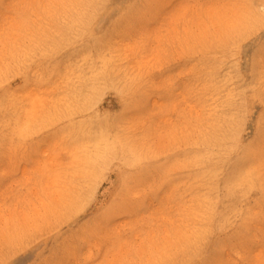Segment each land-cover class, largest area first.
<instances>
[{"label": "rangeland", "instance_id": "rangeland-1", "mask_svg": "<svg viewBox=\"0 0 264 264\" xmlns=\"http://www.w3.org/2000/svg\"><path fill=\"white\" fill-rule=\"evenodd\" d=\"M0 264H264V0H0Z\"/></svg>", "mask_w": 264, "mask_h": 264}]
</instances>
